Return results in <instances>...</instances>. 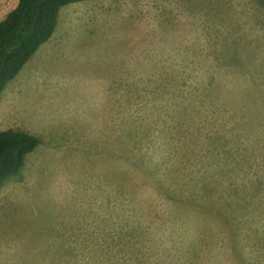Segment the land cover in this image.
<instances>
[{
	"label": "rangeland",
	"instance_id": "1",
	"mask_svg": "<svg viewBox=\"0 0 264 264\" xmlns=\"http://www.w3.org/2000/svg\"><path fill=\"white\" fill-rule=\"evenodd\" d=\"M7 129L0 264H264V0L64 6Z\"/></svg>",
	"mask_w": 264,
	"mask_h": 264
},
{
	"label": "trees",
	"instance_id": "2",
	"mask_svg": "<svg viewBox=\"0 0 264 264\" xmlns=\"http://www.w3.org/2000/svg\"><path fill=\"white\" fill-rule=\"evenodd\" d=\"M84 1L89 0H16L14 8L0 20V94L51 38L61 8ZM38 144L39 140L27 132L0 131V187L19 174L26 156Z\"/></svg>",
	"mask_w": 264,
	"mask_h": 264
}]
</instances>
